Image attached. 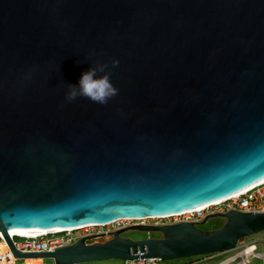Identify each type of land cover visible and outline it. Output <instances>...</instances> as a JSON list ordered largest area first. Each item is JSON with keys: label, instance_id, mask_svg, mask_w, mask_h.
<instances>
[{"label": "water", "instance_id": "1", "mask_svg": "<svg viewBox=\"0 0 264 264\" xmlns=\"http://www.w3.org/2000/svg\"><path fill=\"white\" fill-rule=\"evenodd\" d=\"M98 65L118 94L66 100ZM261 182L264 0H0V233L16 257L227 253L264 232V212L133 225L42 253L18 250L11 231L162 218ZM218 217L222 226L203 228Z\"/></svg>", "mask_w": 264, "mask_h": 264}, {"label": "built area", "instance_id": "2", "mask_svg": "<svg viewBox=\"0 0 264 264\" xmlns=\"http://www.w3.org/2000/svg\"><path fill=\"white\" fill-rule=\"evenodd\" d=\"M231 210H239L245 212H264V182H261L239 194H236L230 198L225 199L223 202L217 205H209L208 207L191 212L189 214L180 215L177 217H183V219L176 220L181 221H194L200 222L204 220L208 215L217 213H226ZM174 216V215H172ZM129 219H119L115 221L118 224L117 230L125 227V222ZM87 228L52 232L44 235H36L32 237L13 236L12 239L18 250L24 253H42L53 252L59 247L70 245L77 241L81 237L92 236V232ZM86 230V232H85ZM22 239L17 241L16 239ZM264 243V239L259 240ZM235 254L226 258L219 264H251L252 259L258 258L264 264V253L258 252V246L256 241H250L249 237L244 238L238 243ZM223 254V253H222ZM221 254V255H222ZM220 254L205 255V259H213ZM26 258H18L12 251L6 239L0 237V264H25ZM160 259H139L133 261H125L126 264H160Z\"/></svg>", "mask_w": 264, "mask_h": 264}, {"label": "rangeland", "instance_id": "3", "mask_svg": "<svg viewBox=\"0 0 264 264\" xmlns=\"http://www.w3.org/2000/svg\"><path fill=\"white\" fill-rule=\"evenodd\" d=\"M183 217H171V218H148V219H143V221H126L125 222V227H131L133 225H139V224H145V225H163V224H169V223H175L176 220L183 219ZM225 223V219L223 218H212L209 220V222L204 225V227L207 228H213L216 226H222ZM118 227L117 223H113L111 225H106V226H92L90 228H87L88 231H91L93 234L92 235H100L98 238H94L90 240V243L94 242H105L109 239L112 238L111 233L116 231ZM86 232V230H85ZM123 236L130 237L134 240H139V239H145V238H160L162 237V233L158 231H153V232H146V231H141V230H129L125 233H123ZM264 239V232L258 233L256 235H253L249 237L250 241H256L257 246H258V252L264 253V243L260 242L259 240ZM17 241H22V239L17 238ZM236 251H230L227 253H223L222 255H218L214 257L213 259H205L204 256H195V257H187V258H181V259H175V260H162L160 264H219L226 258L232 256L235 254ZM25 264H55L53 259H42V258H26ZM90 264H126L124 260H116V259H108L96 263H90ZM251 264H262V261L258 258L252 259Z\"/></svg>", "mask_w": 264, "mask_h": 264}, {"label": "clouds", "instance_id": "4", "mask_svg": "<svg viewBox=\"0 0 264 264\" xmlns=\"http://www.w3.org/2000/svg\"><path fill=\"white\" fill-rule=\"evenodd\" d=\"M118 60L112 62L117 67ZM107 65L91 67L83 72L77 84H68V91L65 98L69 102L82 97L97 104H107L115 95L118 89L112 84L110 73L106 72Z\"/></svg>", "mask_w": 264, "mask_h": 264}, {"label": "bare ground", "instance_id": "5", "mask_svg": "<svg viewBox=\"0 0 264 264\" xmlns=\"http://www.w3.org/2000/svg\"><path fill=\"white\" fill-rule=\"evenodd\" d=\"M223 201L224 200H221L219 202H215V203H212V204H209V205H217V204H219V203H221ZM209 205L202 206V207L196 208L194 210H190V211H185V212L176 214L174 216H164L162 218L165 219V218L177 217V216L184 215V214H189L191 212H195V211L204 209V208L208 207ZM151 218H153V217H151ZM158 218H161V217H158ZM144 219H148V218H144ZM129 220L130 221H134V220L143 221V219H129ZM113 223H115V222H109V223L97 224V225H88V226L76 227V228H56V229H51V230H48V229L14 230V231H11V235H13V236H21V237H32V236L44 235V234H48V233H52V232H61V231L75 230V229H81V228L92 227V226H106V225H111ZM0 237H3L2 233H0ZM34 258H42V257H34ZM42 259H44V258H42Z\"/></svg>", "mask_w": 264, "mask_h": 264}, {"label": "trees", "instance_id": "6", "mask_svg": "<svg viewBox=\"0 0 264 264\" xmlns=\"http://www.w3.org/2000/svg\"><path fill=\"white\" fill-rule=\"evenodd\" d=\"M218 227H220V226H216V227H213V228H207V227L203 226V228H206V229H214V228H218Z\"/></svg>", "mask_w": 264, "mask_h": 264}]
</instances>
